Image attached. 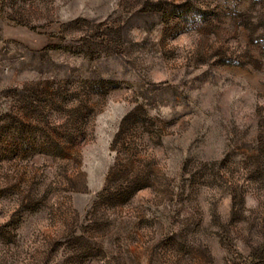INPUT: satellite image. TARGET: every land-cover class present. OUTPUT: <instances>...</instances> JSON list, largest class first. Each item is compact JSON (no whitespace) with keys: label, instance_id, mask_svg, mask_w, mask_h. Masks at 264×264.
<instances>
[{"label":"rangeland","instance_id":"374dc122","mask_svg":"<svg viewBox=\"0 0 264 264\" xmlns=\"http://www.w3.org/2000/svg\"><path fill=\"white\" fill-rule=\"evenodd\" d=\"M0 264H264V0H0Z\"/></svg>","mask_w":264,"mask_h":264}]
</instances>
